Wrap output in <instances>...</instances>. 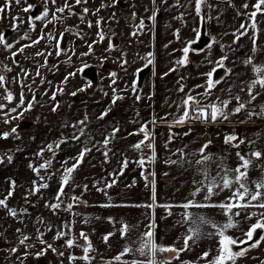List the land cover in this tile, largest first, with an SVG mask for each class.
Returning <instances> with one entry per match:
<instances>
[{"label":"snow or ice","instance_id":"1","mask_svg":"<svg viewBox=\"0 0 264 264\" xmlns=\"http://www.w3.org/2000/svg\"><path fill=\"white\" fill-rule=\"evenodd\" d=\"M88 0H74V3H70L69 0H64L62 6H56L54 11L50 10L51 5H57V0H44L43 10L35 15H29L27 18V23L34 30V21L45 22L44 27H47L48 23H62L63 14L67 11L69 15H77L73 11L75 6L87 4ZM168 0H161V3L167 4ZM221 3H226L229 7H236L232 3V0H220ZM15 3L17 6L25 4L22 8L24 13H30L36 7L31 3H27V0H5L4 4L0 6V14L11 9L12 4ZM119 0H111L110 4H101V8L111 7L115 8ZM188 4H194L195 18L198 19V26L192 29L194 33V38H189L186 41H182V47L179 51L182 53L181 57L176 59L173 66L168 69L163 75L167 76L170 73L177 72L179 69L186 67L190 61V53L199 55L200 53L207 52L211 55V51L215 45H219L221 52L223 53L218 59L211 60L208 59V63L212 65L210 70L201 75L205 77L203 84H197L192 89L185 91V84L182 81L185 77L181 76L180 80L177 81L178 92L184 93L181 98L180 103L176 105L177 109L181 112L180 115L175 116L174 119L169 123L166 117H153L149 122L140 124L137 131L130 132L128 135H142V139L138 140L135 144L131 145V148L140 153L139 159L135 161L129 160L124 157L120 161V166L118 169H114L113 172L108 173V177H119L123 176L125 170L129 167L130 163H135L136 166L141 170L140 177L144 181V186L146 189H150V203L136 204V205H123L131 207H143L150 210L146 215L149 216V222L147 223L146 230L140 233L136 240L132 241L131 244H126L122 251L115 255L111 260L104 261V264H172V261L178 260L180 264H199L203 261L204 264H238V261L246 258L248 253L257 249L264 243V146L257 143V140L248 139L246 137H240L235 131L231 133H226L223 136V143L233 149H236L234 155L236 158L235 166H231L227 163V156H213L207 150L211 145L212 141L207 140L204 142L200 148L194 153H186L185 148L177 149L173 155H178L177 159H167L165 163L168 165H176L184 169H194L196 172V177L192 180V190L190 191L189 197L185 198V201L180 204L173 203H158L157 197V180L156 172L154 170L149 171V166L156 163L157 153L155 151L154 141L155 134L149 128V124L156 125L158 121H163L168 124L169 136L167 142L165 143V148H167L168 143H171L175 137V134L171 132L172 127L184 126L189 124L190 121H200L202 123H233L238 122L244 123H254L257 119L264 120V103H258L260 98H264V62H258L257 56L262 53V46L259 44L258 39L264 34V0H254L253 3H249V0H242L241 5L237 8L235 15L242 18V22L239 26L235 28L234 31L226 32L224 35H231L233 37L230 44L225 45L216 36H212L210 32L204 30L206 26L215 19L217 23H220V17H213L210 13L215 9V5L210 3V0H187ZM153 10L152 15L148 17L153 23L157 20V14L159 8L157 5V0H152ZM175 7H182L179 0H176ZM135 7V5H133ZM205 8L209 12H205ZM100 9H96L98 13ZM145 11H148L146 8ZM84 15H80L81 22H84V16L90 12L88 7L82 9ZM93 13V14H96ZM60 14V15H58ZM132 19L135 20L137 13L132 12ZM51 16V19L48 17ZM12 30L18 31L20 23L24 21L20 17H12ZM115 20V13L112 14L110 18ZM175 19L181 20L183 23L184 13H181ZM103 18L97 19L95 26L98 31L96 33L97 39L92 43L87 44L88 52L81 53V56H88L94 52L93 45L96 43L103 42L106 39V35L102 30L101 21ZM88 27H93L91 21L87 22ZM138 30H143L145 28L144 19L141 18L138 25H135ZM71 27L64 29V32L59 33V37H54L51 33L47 36L41 35L40 37L31 40L30 43L20 46L17 50L12 51L14 45L9 43L5 37L4 32H0V48L5 51H11V59L14 65L19 66V62L15 59L17 55L23 54L26 48L38 45L42 40L47 38L49 41L55 39V55L60 57L65 54L66 50L61 47V41L63 40L65 32H72ZM77 36H82L79 31L74 33ZM138 31H133L130 33L132 36L138 35ZM173 35L179 41L181 40L180 30L177 29ZM202 36H208L209 40L204 47H193V45H198L202 39ZM242 38H247L250 41L251 47L250 52L243 60L239 61L245 67L250 68L252 76L249 80L245 81L239 78V74L234 72L235 61L233 62V67L226 65L225 61L230 59V53L234 55L235 48L234 45L238 47H243L239 42ZM23 39H30L27 33L20 37ZM19 43V41H17ZM115 45L112 40H108V47L105 49L106 52L111 53L115 50ZM167 47V45H165ZM227 49V50H226ZM74 54V53H73ZM52 52H48L47 56H51ZM35 56H45L44 52H37ZM126 54L121 52V56L116 62L119 63L122 70H127L126 65L128 63L125 58ZM108 59L107 56L101 58V66H103L104 61ZM144 61L141 68H137L133 74L134 79L131 82L130 90L134 94L136 101L141 100V95L138 92V80L140 74L145 68L153 65V53L148 52L144 57H140ZM66 63H71V57L69 56ZM48 66V59L45 57L44 64L37 67L36 76H41V69ZM55 67V66H53ZM91 67L90 64L82 62L81 67L75 71L68 73L64 77L62 84H66L70 78L76 77L78 74L87 80V83L78 88L76 91L70 93L71 96L75 97L79 92H85L88 88L92 87V81L84 77V73L87 69ZM13 69L0 63V89H3V94L0 95V100L7 103H0V117L3 118V123L12 124L13 121H22L26 113L30 112L38 103L37 95L32 92L31 99H27L23 89L27 87L31 92L32 86L25 83L26 79H31L29 72L25 71L22 67L20 73L16 77H13V81L21 85V92L19 94V100L15 104V107H8L15 100L13 92L6 87L7 77L3 73L11 72ZM222 70L223 74L216 78V73ZM22 74V76H21ZM163 78V77H162ZM109 79L111 80V85L117 83V73L110 72ZM33 83H35L33 79ZM41 83H44L43 77H41ZM226 84L225 88L220 89L222 93H227L226 97L217 96L215 101L211 100L210 97L213 95L215 89L218 85ZM49 84L51 82L49 81ZM197 88H202L203 92H197L195 95L193 93ZM129 89L126 87L125 91ZM64 93L63 87H57L55 91L52 92L50 99L54 102L51 106V112L57 113L60 108V104L57 101V96ZM47 95V91L45 92ZM105 95H108L105 93ZM124 99L123 96L118 94L116 88H112V99L111 105H116L117 101ZM151 99V97H149ZM234 103V106H232ZM111 107L106 108L97 119L103 120L110 113ZM139 116V113H137ZM242 117L238 120L233 118ZM39 120V117H37ZM89 118L85 114L84 118L76 121L70 126L74 129L71 137H61L45 146L40 147L39 151L34 153V157L38 158L42 162L36 163L33 159H28L27 168L35 175V179L31 180V185L24 195L25 204H29V198L36 196L38 194L42 195L43 190H47L50 187L49 181H51L55 176L56 172L51 171L53 168V161L57 155L58 150H62L61 146L64 144L72 142H81L82 137H86L83 141V146L80 148L79 152L75 157H69L61 162V169L57 170L59 172L58 179V189L55 192L52 202H46L44 207L49 209L53 214L58 211L63 210L66 212H71L73 216H79L81 213H75L72 210L79 204H86L87 202L82 200L81 196L71 195L68 197L66 191L67 188L72 187L75 184V173L80 169L83 162L87 156L95 149L104 157L103 163L109 162V153L111 152L110 144L114 139L117 138L118 133L121 129L118 126L112 127L110 133L103 136L102 141H96L93 143V138L88 135L85 131ZM69 126V125H65ZM19 125L11 127L10 131L0 130V140L15 139L20 140L21 137L18 132ZM192 129L189 127L188 131L183 133L187 136L191 133ZM260 133H257V139L260 138ZM34 139V137H33ZM91 145V147H89ZM242 145H246L248 151H243L241 149ZM145 149L148 150L145 153ZM18 152H23L22 148L9 149L6 151H0V165H11L14 163L15 154ZM46 153L51 155L45 158ZM69 161L71 165L69 166ZM259 169L261 175L258 179H251V170ZM214 170V171H213ZM165 176L168 173H164ZM102 181H94L92 187L96 188L98 192H104L107 195V189L114 187L117 184V179H107L103 181L104 187H98ZM8 188L7 194L0 198V209L6 210V215L12 219H16L19 215H26L28 213L27 208H21L18 212L16 208L10 206V199L14 196L17 187L16 180L12 178H7ZM137 181L133 179L130 185L127 187H135ZM79 187V185H76ZM88 190V185H83V191ZM74 191V189H73ZM227 191L230 193L224 200L219 203H212V198L218 196L221 192ZM198 196H202V200H197ZM67 197V199H65ZM71 202H68V201ZM35 207V205H32ZM110 204L100 205V207H110ZM182 208L183 212L180 213V219L177 223L185 227L186 231L179 238L182 240V246L177 247L175 245H162L157 242L156 238V214L155 209L163 208L166 215L162 217L166 219L168 216L173 215L171 211L173 208ZM201 209V208H218L221 210V214L226 218L224 223H218L215 220L205 216L201 213H193L189 211L190 209ZM254 209L253 211H249ZM40 219V218H38ZM92 219H100L99 217H84L83 222L88 224ZM109 223H114L111 217L108 218ZM254 221V222H252ZM41 223H44L40 219ZM243 222H249L247 228L242 227ZM48 230L51 231V225H47ZM134 226L127 223H121L118 229L119 235L122 239L128 237L129 233L132 231ZM211 229L210 231H205V228ZM237 229L240 233L239 236L230 233L229 230ZM16 233L20 234L18 240L19 245L23 246L25 251L22 257H17L20 264H24V260L30 255L28 249L32 248L34 245L31 243H26L30 241V237L22 232L20 228H16ZM36 239L40 245L43 247L35 253L36 257H42L47 251L51 250L59 257H65L64 251H58L53 243L47 242L43 239L44 233L37 229ZM72 226L71 222H65L62 228L55 232L53 240H63V247L67 250H72L74 248H80L82 250L81 256H76L74 254L67 255L66 259L68 264H75L77 260L83 261L84 264H92V261L96 259L98 255L96 248L94 247L92 241L89 239L88 233L80 231L78 237L71 235ZM115 233L109 231L102 236V241L105 245L110 246V238L114 236ZM258 236V238H256ZM215 238V252L204 251L200 254L196 261H184L181 260V253L191 251L192 248L200 241L202 238ZM83 241V243H80ZM135 244L136 247L131 246ZM238 249V250H237ZM11 254H16L17 247L10 248ZM139 253L140 256L145 257L144 260L132 259L129 262H125L123 257L134 253ZM164 253H174L173 256L167 259H158V254ZM103 260V257H101ZM255 259V258H253ZM63 264V262H62ZM260 264H264V260L260 261Z\"/></svg>","mask_w":264,"mask_h":264},{"label":"rangeland","instance_id":"2","mask_svg":"<svg viewBox=\"0 0 264 264\" xmlns=\"http://www.w3.org/2000/svg\"><path fill=\"white\" fill-rule=\"evenodd\" d=\"M4 2L5 0H0V6ZM63 2L64 0H57V5H51L50 10L54 11L55 7L62 6ZM69 2L74 3V0H69ZM27 3L36 6L30 13H24L22 11V8L26 6L25 4L17 6L13 3L10 10L0 14V32H4L7 41L13 43L14 47L12 51L17 50L24 44L30 43L31 40L41 35H45L46 37L48 33H51L54 37L58 38L59 33L64 32V29L67 27H71L73 31L65 32L63 40L61 41V47L66 52L60 57L55 55V39L49 41L45 38L38 45L26 48L23 54L15 57L19 62V66L12 63L11 51H5L0 48V63L13 69L11 72L3 73L7 77L6 87L15 96L14 102L9 104L8 107H15V104L19 100L21 85L14 82L13 77H16L20 73L21 67L29 72L32 77L31 79L25 80L26 84L32 86L31 92L27 87L23 89L25 96L27 99H31L32 92H35L38 101L36 106L25 114L22 121H13L12 124H5L3 123V118L0 117V130L10 131L11 127L19 125L18 132L21 137L20 140L11 138L6 141L0 140V151L15 149L17 147L23 149V152L15 154L13 164L0 165V198H3L7 194V178L10 177L17 182L15 194L10 199V206L16 208L18 212L21 208L28 209L26 215H19L16 219L8 217L6 210L0 209V264H20L17 257H22L25 249L18 243L20 234L16 233V228H20L24 234L30 237V241L26 243L34 245L28 249L30 255L24 260V264H62V262L63 264H68L66 257L69 252L76 256H81L83 254L82 250L80 248H74L72 250L65 249L63 247V240H53L55 232L62 228L65 222H71V235L76 237H78L80 231H84L88 233L89 239H91L90 230L83 227L82 224H79L80 226H74L75 216L71 212L60 210L56 214H53L49 209L44 207V204L46 202H52V198L58 189L59 172L57 170L61 169V162L69 157H75L83 146V141L86 137H82L79 143L70 141L61 146L62 150H58L53 161L51 171L56 172V176L49 181L50 187L47 190H43L42 195L38 194L30 197L29 204H25L24 195L31 185V180L36 177L27 168L28 159L25 157L33 159L37 164L42 162L34 157V153L39 151L40 147L58 140L61 135L71 137L74 129L70 125L83 119L85 114L89 118L85 131L93 138V143L102 141L103 136L110 133L112 127L118 126L121 131L109 146L111 148L109 162L103 163L104 157L101 152L93 149L80 169L75 173V184L66 189L68 197L71 195L81 196L82 200L87 202L86 204L82 203L75 207L72 210L75 213L82 214L89 207L107 204V196H112L115 193L118 187L117 184L106 190L107 195L104 192L96 191V188L92 187V185L94 181H102L98 187L103 188L105 178H116L119 181V177H108V173L113 172L114 169H118L120 161L124 157H127L131 161L139 159L141 154L134 151L131 145L142 139V135L130 136L128 133L137 131L140 124L149 122L154 116L159 115V102L157 101L155 103L153 96L154 89L160 83L157 76L161 75V70L163 71L167 65L173 66L174 61L180 58L182 53L179 49H169L168 54H165L166 50L158 48V42L155 45L154 38L157 40L158 36L163 34V31L160 30L159 34L156 35L158 29H162L159 18H157L155 23L148 19L152 15V0H119L115 8L100 7L102 3L110 4L111 0H88L87 4L74 7L73 11L77 15H69L66 11L63 14L62 23H48L45 28L44 24L46 21H34V30L27 23V18L29 15L35 16L43 10L45 6L44 0H27ZM179 3L183 6L175 7L176 0H168L167 4L161 3V0H157L156 6L160 9L158 14L162 16L164 11L175 13L178 10H182L189 17V11L194 8V4H188L187 0ZM84 7H88L90 12L84 16V22H81L80 15H84L82 12ZM146 8L148 11H145ZM96 9H100V11L96 13ZM133 11L137 13L135 20L132 19L131 15ZM113 13H115V20L110 19ZM12 17H20L24 21L20 23L18 31L12 30ZM101 17L103 20L101 21L100 27L104 31L106 39L103 42L93 45L94 52L92 54L81 56V53L88 52L87 44L97 39L96 33L98 29L95 26V22ZM141 18L145 22V28L142 31L135 28V25L139 24ZM48 19H51V16ZM88 21L92 22L93 27H88ZM186 22L189 23V21ZM77 31L82 33V36L75 35L74 33ZM133 31H138L139 34L136 36L130 35ZM25 33L28 34L30 39L21 40L20 37L24 36ZM109 39L116 46L115 50L111 53L105 51L108 47ZM37 52H44L45 56L37 57L35 56ZM48 52H52V55L47 56ZM121 52L126 54L125 58L128 61L125 66L126 71L122 70L119 63L116 62L121 56ZM148 52L153 53L154 63L148 67L149 72L145 76L142 86H138V92L142 98L140 101H136L134 94L130 90V86L134 79L133 74L136 69L141 68L144 64V61L140 57H144ZM189 55L191 62L186 67L179 69L177 72L170 73L164 79L165 82L171 83L168 93L170 97L178 98L182 94L178 92L177 84L181 76L185 77L182 83L185 84L186 92L192 89L191 85L197 80L196 76L189 75V66L192 65L193 58L200 54L190 53ZM69 56L71 57V63H66ZM105 56L108 59L101 66V58ZM45 57L48 59V66L41 69V76H36L37 67L44 64ZM82 62L91 65L85 71L84 77L90 80L87 71L91 70L95 76L96 84H92V87L88 88L85 92H79L73 97L70 93L84 86L87 80L78 74L76 77L70 78L66 84H62V81L68 73L79 69ZM154 68L157 70L155 74ZM113 71L117 73V83L110 87L111 80L109 79V73ZM41 77L44 79L43 84L41 83ZM33 79L35 83H33ZM49 81L51 84H49ZM57 87H63L64 93L58 95L56 98L60 104L59 111L52 113L51 106L54 102L50 99V96ZM113 87L118 90L119 95L124 97V99L117 101L116 105H111ZM126 87L129 89L128 91H125ZM46 91L47 95H45ZM105 93L108 95H105ZM2 94L3 89H0V95ZM0 103L7 102L0 100ZM109 107H111V111L105 119H97L100 113ZM161 109H165L164 104ZM171 111L180 115L178 109H172ZM137 113H139V116H137ZM37 117H39V120H37ZM149 128L155 132L152 124H149ZM147 152L148 150L145 149V153ZM50 155V153H46L45 158ZM71 162L69 161V166ZM135 166V163H130L125 172L131 171V167ZM85 184L88 185L86 192L83 191V185ZM76 185H79V187ZM68 202L71 201L69 200ZM32 205H35V207ZM38 218L42 219L44 223H41ZM47 225H51V231L48 230ZM37 229L44 233L43 239L49 243H53L58 251H64L65 257H59L49 250L44 256L37 258L35 253L43 247L36 239L38 234ZM80 243H83V241H80ZM11 247H17L18 251L16 254L10 253L9 250ZM96 250L98 253L99 250L97 248ZM167 258L163 256L162 259ZM261 260H264V243L259 248L251 250L246 258L238 261V264H260ZM75 264H84V262L77 260ZM92 264H104L99 258V253L96 255V259L92 261Z\"/></svg>","mask_w":264,"mask_h":264},{"label":"crops","instance_id":"3","mask_svg":"<svg viewBox=\"0 0 264 264\" xmlns=\"http://www.w3.org/2000/svg\"><path fill=\"white\" fill-rule=\"evenodd\" d=\"M183 0H179L182 2ZM254 0H249V3H253ZM210 3L215 5V9L211 11L213 17L219 16L220 23H217L213 19L204 30L211 33L212 36H216L222 43L228 45L231 43L233 37L231 35H224L226 32L234 31L235 28L239 26V23L242 22L241 17H237L235 12L237 8L242 3V0H232V3L236 7H229L226 3H221L220 0H210ZM209 12L207 8L204 10ZM181 13H184L182 10L177 12L164 11L163 15L160 16L157 14V18L160 19V24L162 29H158L156 35L159 34L160 30L163 31V34L158 36V39L154 40L155 45L158 42V48H163L166 50L165 54H168L169 49H180L182 47V41H186L189 38H194V33L192 29L198 26V19L195 18L194 8L189 11L190 16L188 17L185 13V18L183 23L175 17L179 16ZM186 21H189L187 23ZM179 29L181 40H177L173 33ZM208 36H202V39L198 45H193V47H204L208 42ZM259 44L264 46V34L258 39ZM177 43V44H175ZM243 47L233 46L235 48L234 55L230 53V59L225 61L226 65L233 67V62L235 61L234 72L239 74V78L242 80H249L252 76L250 68L245 67L239 61L246 58L250 52V41L247 38H242L239 42ZM167 45V47H165ZM227 50V49H226ZM262 53H264V48H262ZM223 53L220 50L219 45H215L209 56L207 52L200 53L199 56L193 58L192 65L189 66V75L196 76L197 80L191 85L193 88L197 84H203L205 77L202 76V73H206L212 67L208 63V59L215 60L218 59ZM258 62H264V54H258ZM172 66H166L164 70H161V75L157 76L160 83L154 89V102H159V115L156 117H166L167 121L170 123L175 116H178L176 113L171 111L172 109H177L176 105L180 103L181 98L184 96L182 93L178 98H173L169 96V89L171 83L164 81L165 77L163 74L168 71ZM154 74L157 73V70L154 68ZM163 77V78H162ZM156 78V77H154ZM226 84H221L217 86V89L214 90L213 95L210 97L211 100L215 101L217 96L226 97L227 93H222L220 89L225 88ZM186 91V90H185ZM197 92H203L202 88H197L193 93L195 95ZM258 103H264V98H260ZM165 109H161L163 106ZM234 106V103L233 105ZM181 114V112H180ZM242 117L233 118L234 121ZM155 134V151L157 153L156 163L152 166H149L148 170H154L156 172L157 180V197L158 203H173L180 204L185 201V198L189 197L190 191L192 190V180L196 177V172L194 169H184L176 165H168L165 163V160L177 159V155H173L177 149L185 148V145L188 147L185 148L186 153L196 152L200 146L207 140H211L212 143L207 150L213 156H227V163L231 166H235L236 158L235 151L236 149L230 148L223 143V136L226 133H231L233 131L240 137H246L248 139L257 140V143L264 146V120L257 119L254 123H202L200 121H190L189 124L184 126H176L171 128V132L175 134L174 139L171 143H168L167 148H165V143L167 142L169 136V127L168 124L163 121H158L156 125H152ZM189 127L192 129L191 133L187 136L183 133L187 132ZM257 133H260V138L257 139ZM241 149L243 151H248L246 145H242ZM140 169L135 166L131 167V171L125 172L123 176H119V181L117 182V190L113 193L112 196H107V204L112 206L110 207H100L92 206L88 209H84L81 215L74 217V226H80L90 230L91 241L95 248L99 250V258L102 262L111 260L115 255L122 251L123 247L126 244H131L132 241L136 240L140 233H143L146 230V225L149 222V216L146 215L150 210H147L143 207H131L123 205H136V204H145L150 203V189H146L144 186V181L140 177ZM214 171V170H213ZM164 173H168L167 176ZM261 173L259 169L251 170V179L255 180L260 177ZM135 179L137 181L135 187H127ZM230 193L227 191L221 192L218 196L212 198V203H219L224 200ZM197 200H202V196H198ZM118 202V203H117ZM250 209L249 211H253ZM173 215L168 216L166 219H163L166 215V212L163 208L155 209L156 214V238L157 242L162 245H175L177 247L182 246V240L179 239L182 234L186 231L185 227L179 225L177 221L180 219V213L183 212L182 208L176 207L171 210ZM189 211L193 213H201L205 216L215 220L218 223H224L226 218L221 214V210L218 208H201V209H190ZM84 217H99L100 219H92L90 223L85 224L83 222ZM109 217L112 218L114 223H109ZM127 223L134 226L132 231L129 233L128 237L122 239L119 235L118 229L121 226V223ZM254 222V221H252ZM249 222H243L242 227L247 228ZM206 232L211 229L205 228ZM112 231L115 233L114 236L110 238V246L105 245L102 241V236ZM230 233L237 236L240 235L237 229L229 230ZM131 246L136 247L135 244ZM215 238H202L197 244L192 248L191 251L181 253V260L184 261H196L200 254L204 251L215 252ZM174 253H164L165 258L173 256ZM103 257V260L101 259ZM132 259L144 260L139 255V253L129 254L123 257L125 262H129ZM172 264H180V261L174 260ZM199 264H204L203 261H200Z\"/></svg>","mask_w":264,"mask_h":264},{"label":"water","instance_id":"4","mask_svg":"<svg viewBox=\"0 0 264 264\" xmlns=\"http://www.w3.org/2000/svg\"><path fill=\"white\" fill-rule=\"evenodd\" d=\"M89 73V79L92 81V84H96V79H95V76L93 74V72L91 70L87 71ZM149 72V68H145L143 70V72L140 74V77H139V80H138V86L141 87L142 84H143V81L145 79V76L147 75V73ZM223 74V71L222 70H219L215 75H216V78H218L220 75Z\"/></svg>","mask_w":264,"mask_h":264},{"label":"built area","instance_id":"5","mask_svg":"<svg viewBox=\"0 0 264 264\" xmlns=\"http://www.w3.org/2000/svg\"><path fill=\"white\" fill-rule=\"evenodd\" d=\"M161 257H162L161 254H158V259H161Z\"/></svg>","mask_w":264,"mask_h":264}]
</instances>
